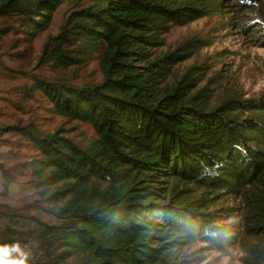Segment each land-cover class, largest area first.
Here are the masks:
<instances>
[{
	"label": "trees",
	"instance_id": "obj_1",
	"mask_svg": "<svg viewBox=\"0 0 264 264\" xmlns=\"http://www.w3.org/2000/svg\"><path fill=\"white\" fill-rule=\"evenodd\" d=\"M63 4L67 19L41 54L60 75L35 87L96 138L80 148L59 130L17 128L39 157L30 168L35 185L62 204L51 212L59 226L0 206V236L29 241L52 264L72 256L76 264H171L192 242L225 253L237 241L244 264H264V92L209 107L183 92L187 74L163 86L193 53L176 56L186 43L156 55L161 35L201 18L264 48V0H0V27L14 22L35 36ZM91 61L102 82H76ZM163 178L238 198L241 230L222 224L223 212L210 211L207 199L180 200L170 190L159 203L153 184Z\"/></svg>",
	"mask_w": 264,
	"mask_h": 264
},
{
	"label": "rangeland",
	"instance_id": "obj_2",
	"mask_svg": "<svg viewBox=\"0 0 264 264\" xmlns=\"http://www.w3.org/2000/svg\"><path fill=\"white\" fill-rule=\"evenodd\" d=\"M67 16L68 9L63 4L53 14L47 30L35 36H28L14 22L0 27V206L4 210L25 209L28 216L39 217L54 227L59 226V220L51 212L62 204L49 198L35 185L30 168L39 157L17 128L28 127L44 134L59 130L80 148H85L96 138L92 126L62 118L35 87L37 79L55 80L60 75L47 59L41 58V54L47 39L60 33ZM160 38L162 45L156 49V55L172 53L183 43L185 46L176 56L193 52L180 57L181 61L171 67L163 86H174L187 74L182 83L183 92L197 96L209 107H216L232 97L255 99L264 92V48L254 47L234 27L222 29L216 18H201L175 26ZM75 80L99 85L102 74L97 62L91 61L82 73L75 76ZM159 181L160 184H153L160 196L159 203L167 204L170 195L185 201L207 199L210 211L223 212L222 224L232 223L241 230V201L238 198L204 193L185 182L164 178ZM4 225L5 221L0 218V234ZM240 240L256 242L248 236ZM13 242V239L0 236L1 246L10 249L12 259L26 257V262L52 264L29 241ZM55 248L58 251L59 247ZM225 255L232 256L233 260L239 259L240 264H244L247 257L240 241L225 253L204 243L192 242L175 253L171 264H200L202 259H207L210 264H219ZM76 262L72 256L61 264Z\"/></svg>",
	"mask_w": 264,
	"mask_h": 264
},
{
	"label": "clouds",
	"instance_id": "obj_3",
	"mask_svg": "<svg viewBox=\"0 0 264 264\" xmlns=\"http://www.w3.org/2000/svg\"><path fill=\"white\" fill-rule=\"evenodd\" d=\"M0 250H7V255L0 259V264H26L25 259H10V249L7 246H0ZM200 264H210L207 259H202ZM219 264H240L239 259L233 260L232 256L225 255L222 259L219 260Z\"/></svg>",
	"mask_w": 264,
	"mask_h": 264
},
{
	"label": "snow or ice",
	"instance_id": "obj_4",
	"mask_svg": "<svg viewBox=\"0 0 264 264\" xmlns=\"http://www.w3.org/2000/svg\"><path fill=\"white\" fill-rule=\"evenodd\" d=\"M7 255V250H0V259Z\"/></svg>",
	"mask_w": 264,
	"mask_h": 264
}]
</instances>
